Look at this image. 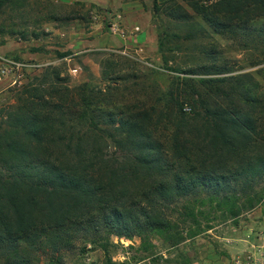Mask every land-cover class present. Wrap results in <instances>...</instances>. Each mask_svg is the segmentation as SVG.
Here are the masks:
<instances>
[{
    "label": "trees",
    "instance_id": "1",
    "mask_svg": "<svg viewBox=\"0 0 264 264\" xmlns=\"http://www.w3.org/2000/svg\"><path fill=\"white\" fill-rule=\"evenodd\" d=\"M171 1L153 0L154 19L160 21L162 6ZM233 1L264 9V0L218 3ZM5 2L0 0V10ZM165 43L158 38L161 53L172 51ZM162 59L171 62L165 55ZM168 68L183 74L173 76L170 92L163 94L177 108L168 147L143 128L146 109L106 110L104 93L90 95L87 88L50 85L46 93H29L25 99L51 111L8 114L1 127L5 137H0L5 139L0 141V264H30L23 247L42 250L51 264H59L61 252L79 234L103 251L115 245L113 235L137 236V248L147 252L149 237L169 230L163 209L168 201L188 199L193 206L204 205L205 198L233 218L261 202L264 96L255 93L250 75L221 76L225 70L216 69L202 72L214 76L193 77L197 67ZM43 78L46 82L47 74ZM54 79L59 80L57 73ZM187 102L194 109L190 115L181 110ZM100 118L112 123L108 137L126 161L107 157L95 143L106 137L101 126L93 125ZM9 134L21 137L8 139ZM187 210L195 221L194 209ZM106 264L116 262L108 257Z\"/></svg>",
    "mask_w": 264,
    "mask_h": 264
},
{
    "label": "rangeland",
    "instance_id": "2",
    "mask_svg": "<svg viewBox=\"0 0 264 264\" xmlns=\"http://www.w3.org/2000/svg\"><path fill=\"white\" fill-rule=\"evenodd\" d=\"M114 1L122 0H6L0 10V65L2 58H9L41 66L23 70L21 76L10 74L0 78V137H5L8 114L51 111L38 107L36 102H27L25 97L29 93H46L43 89L53 85L79 91L87 88L90 95L100 91L106 99V110L125 111L124 106L146 109L149 115L141 117L143 128L168 147L174 130L172 117L177 110L170 97L163 95L170 92L172 77L177 75L168 66L197 67L199 74L193 77L214 76L203 73L216 69L225 70L221 76L246 73L255 93L264 96V9L259 5L251 1H233L226 6L218 0H172L162 6L160 21L154 19L151 6L150 23L155 32L152 46L103 49L91 44L90 32L99 26L106 27L111 14H121ZM173 7L176 9L172 11ZM165 9L172 13L164 12ZM159 37L172 51L161 53ZM162 55L171 62L165 64ZM74 67L78 68L75 73ZM55 73L59 80L54 79ZM44 74L46 82L42 81ZM51 94L49 91L45 97ZM191 109L188 102L182 103L184 113L190 115L194 111ZM96 124L106 135L95 141L104 149L103 154L126 161L127 157L108 137L112 123L100 118L94 121L93 125ZM263 186L264 180L257 185ZM187 200L163 204L165 218L171 225L167 232L149 237V251L137 248L141 243L137 236L113 235L110 239L115 245L103 251L99 246L92 247L88 236L79 234L61 252L59 264H106L108 257L116 264H235L237 259L251 254L253 245L264 237V198L235 218L216 209L214 201L210 203L204 198V205L191 206ZM186 206L194 209L195 221ZM21 252L30 264H51L42 250L23 247Z\"/></svg>",
    "mask_w": 264,
    "mask_h": 264
},
{
    "label": "crops",
    "instance_id": "3",
    "mask_svg": "<svg viewBox=\"0 0 264 264\" xmlns=\"http://www.w3.org/2000/svg\"><path fill=\"white\" fill-rule=\"evenodd\" d=\"M166 2L170 0H158ZM115 8L122 14V23L128 29L138 26L139 31L133 35L120 37L109 33L107 27L92 30L91 44L100 45L104 48H112L114 46L128 47L130 45L140 48L152 46L155 41L154 27L151 25V6L153 0H122L115 3Z\"/></svg>",
    "mask_w": 264,
    "mask_h": 264
},
{
    "label": "built area",
    "instance_id": "4",
    "mask_svg": "<svg viewBox=\"0 0 264 264\" xmlns=\"http://www.w3.org/2000/svg\"><path fill=\"white\" fill-rule=\"evenodd\" d=\"M106 27L110 34L118 35L120 37H126L128 35H133L135 32L139 31V27L135 26L130 31L122 23V15L120 13L111 14L106 22ZM40 67L41 64H35L25 61H17L9 58H2L0 65V78L2 76H8L10 74L21 76L22 71L28 68ZM78 71V68H73L72 72L75 73ZM186 111L189 110L187 107L184 108ZM253 249L251 254H246L245 259H237L235 264H264V237L260 240L259 244ZM257 254V256H255Z\"/></svg>",
    "mask_w": 264,
    "mask_h": 264
}]
</instances>
